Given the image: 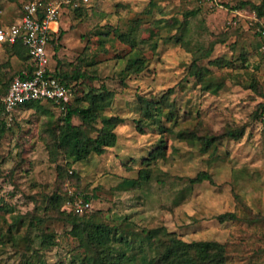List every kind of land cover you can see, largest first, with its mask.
<instances>
[{
	"label": "rangeland",
	"instance_id": "1",
	"mask_svg": "<svg viewBox=\"0 0 264 264\" xmlns=\"http://www.w3.org/2000/svg\"><path fill=\"white\" fill-rule=\"evenodd\" d=\"M27 1L0 0V26ZM49 1L65 4L49 65L84 74L69 78L72 106L103 91L100 113L121 121L116 144L83 159L60 146L64 112L49 102L16 105L2 128L5 84L28 60L0 42V264H89L71 223L88 216L111 228L120 264H149L155 242L142 229L159 227L221 242L223 264H264V15L235 7L264 0ZM135 57L141 68L127 72ZM204 135L214 138L206 152ZM202 171L211 179L191 181ZM83 196L92 208L76 216L72 201ZM224 212L234 217L221 220Z\"/></svg>",
	"mask_w": 264,
	"mask_h": 264
},
{
	"label": "trees",
	"instance_id": "2",
	"mask_svg": "<svg viewBox=\"0 0 264 264\" xmlns=\"http://www.w3.org/2000/svg\"><path fill=\"white\" fill-rule=\"evenodd\" d=\"M31 1V0H29ZM46 3L47 0H35ZM249 4L252 9L257 12L259 17L264 15V2L260 4H254L246 1H240L236 4L237 7L245 6ZM65 5V4H62ZM23 7V5H22ZM21 9V15H22ZM20 15V16H21ZM54 33V32H53ZM51 34V38L53 36ZM260 36L262 34L259 33ZM263 37V36H262ZM12 50L15 53H22L26 60H28V64H26L23 68L17 70L11 78L6 82L4 93L1 98V110L5 115V109L3 105V97L7 93L9 85L13 79V77L17 74H22L23 71H27L29 74L32 73L35 68V63L32 60L31 56L27 52L26 46L23 44L22 40L18 38L13 44H10ZM141 58H129L126 63L127 72H131L132 70L140 69L141 67ZM50 64V63H49ZM194 65V64H193ZM193 75H201L202 72L199 69L198 65L192 67ZM49 72L57 77L62 83L65 85H70L73 89L74 84L69 81L70 77H81L84 74L81 72H75V75H70L67 72H61L57 70L56 65H49ZM87 100L89 104L87 106H72L71 102L66 104V111L62 116V124L58 135V142L60 146H63L66 153L70 156H73L75 159H83L86 158L89 154H103L107 148L113 147L116 144L117 133L114 130V127L121 121L120 118H116L114 116H106L100 113L103 109V99L105 98V92L99 91L96 92H87L86 93ZM49 102L54 107L59 108V106L48 99H40V100H30L25 101L19 106L30 105V104H38L40 102ZM144 106V111L146 114L151 115L152 104L147 103ZM60 109V108H59ZM61 110V109H60ZM17 109L12 110V118L10 122L13 121L15 117V112ZM77 115L81 119V124H74L72 122V117ZM100 118L103 123L101 128L95 136H90L87 133V128L92 126L93 123ZM2 128L6 126L8 120L2 116L1 118ZM139 132L143 131L142 124L137 125ZM242 132L235 130H226V136H231L232 138H238L241 136ZM200 143V149L203 152L208 150V147L211 145V142L214 140L212 136L204 135L197 138ZM141 170L139 171V175L143 178L148 177V173L141 174ZM210 180L211 176L208 172L202 171L199 172L191 181H202V180ZM135 179L132 183H135ZM84 201H89L88 197L83 196L80 197ZM74 214L84 216L83 212L78 213L74 211ZM234 217L233 212H224L218 215V218L221 220L226 218ZM73 226L79 227V233H81V237L84 238L85 247L87 251V255L89 258V264H120L119 255H113L111 252V228L103 222L102 220H98L97 218H91L88 216L87 219L77 220L73 218L71 220ZM142 231L146 232L147 237L154 240V248L156 250V256L151 260L149 264H223L225 262V249L224 244L216 240H194V241H185L179 236L175 234L173 231H168L163 227L159 228H151L149 230L143 228ZM78 233V234H79ZM77 235V234H76Z\"/></svg>",
	"mask_w": 264,
	"mask_h": 264
},
{
	"label": "built area",
	"instance_id": "3",
	"mask_svg": "<svg viewBox=\"0 0 264 264\" xmlns=\"http://www.w3.org/2000/svg\"><path fill=\"white\" fill-rule=\"evenodd\" d=\"M61 8V1H27L23 4L22 15L16 21L8 26H0V42L13 44L20 38L35 63L32 73L23 71L13 77L2 99L7 120L12 118V110L16 105L30 100H52L63 112L66 111L72 88L49 72L46 48L51 34L55 32L54 25L58 22ZM261 32L264 34V29ZM72 206L78 213L92 208L90 201H84L80 197L72 201Z\"/></svg>",
	"mask_w": 264,
	"mask_h": 264
},
{
	"label": "crops",
	"instance_id": "4",
	"mask_svg": "<svg viewBox=\"0 0 264 264\" xmlns=\"http://www.w3.org/2000/svg\"><path fill=\"white\" fill-rule=\"evenodd\" d=\"M57 23H58V22H57ZM54 26H56V24H55Z\"/></svg>",
	"mask_w": 264,
	"mask_h": 264
}]
</instances>
